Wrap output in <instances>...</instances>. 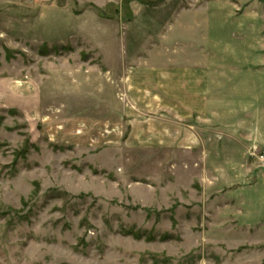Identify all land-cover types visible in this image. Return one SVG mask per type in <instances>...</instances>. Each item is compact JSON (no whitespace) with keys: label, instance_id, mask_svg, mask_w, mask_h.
Wrapping results in <instances>:
<instances>
[{"label":"rangeland","instance_id":"1","mask_svg":"<svg viewBox=\"0 0 264 264\" xmlns=\"http://www.w3.org/2000/svg\"><path fill=\"white\" fill-rule=\"evenodd\" d=\"M193 1L22 0L82 17L0 28V264H264V0L208 5L198 37L175 46L209 37L212 141L164 157L129 140L116 108L115 66L159 44L167 21L146 10L127 29L132 6Z\"/></svg>","mask_w":264,"mask_h":264},{"label":"crops","instance_id":"2","mask_svg":"<svg viewBox=\"0 0 264 264\" xmlns=\"http://www.w3.org/2000/svg\"><path fill=\"white\" fill-rule=\"evenodd\" d=\"M219 1L194 0L190 5L191 10L175 9L166 5L151 10L138 3H135L137 6H132V18L129 17L127 29L137 26L138 22L141 25L142 22V30L146 10L152 14L163 13L168 22L161 28L163 32L159 44L152 43V47L132 53L125 62L117 64L112 72L116 83V100L119 96L123 97L122 103L116 108L121 109L119 117L127 119L125 125L129 140L156 143L159 151L168 153L164 157L170 156L172 152L176 155L179 150L197 151V146L203 141L202 132L211 137L212 141L213 135L210 133L217 120L215 109L221 101L220 96L215 94V57L207 52L209 37H202V43L205 44H201L200 49L196 48L194 54L184 53L179 48L177 51L175 46L181 44L182 37L191 40L198 37L195 30L199 28L198 15L207 12L208 5L215 2L220 3L218 10L222 12L228 2ZM11 2L13 5H9ZM27 8L22 0H0V28H9L15 37L23 27L26 29L33 26V23L42 24L45 13L52 16L53 21L59 20L60 16L82 17V14L77 15L66 6L53 3ZM189 16L197 18L196 27L189 22ZM169 19H175L179 23L178 27L171 25ZM150 24L159 26L155 20ZM174 28H177L175 34L179 42L174 43L171 52L168 45L172 39L170 32ZM145 30L147 31L146 28ZM48 44L65 43L55 40ZM15 88L18 90L20 87Z\"/></svg>","mask_w":264,"mask_h":264},{"label":"built area","instance_id":"3","mask_svg":"<svg viewBox=\"0 0 264 264\" xmlns=\"http://www.w3.org/2000/svg\"><path fill=\"white\" fill-rule=\"evenodd\" d=\"M260 163H264V151L259 155Z\"/></svg>","mask_w":264,"mask_h":264}]
</instances>
